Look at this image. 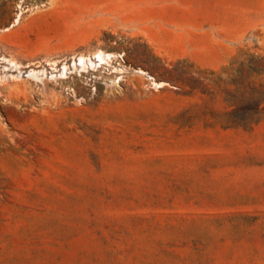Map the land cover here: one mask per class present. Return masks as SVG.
<instances>
[{
	"label": "rangeland",
	"instance_id": "obj_1",
	"mask_svg": "<svg viewBox=\"0 0 264 264\" xmlns=\"http://www.w3.org/2000/svg\"><path fill=\"white\" fill-rule=\"evenodd\" d=\"M0 264H264V0H0Z\"/></svg>",
	"mask_w": 264,
	"mask_h": 264
}]
</instances>
